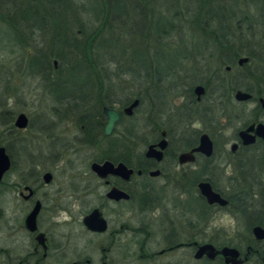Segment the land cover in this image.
Instances as JSON below:
<instances>
[{
    "label": "flooded vegetation",
    "instance_id": "flooded-vegetation-1",
    "mask_svg": "<svg viewBox=\"0 0 264 264\" xmlns=\"http://www.w3.org/2000/svg\"><path fill=\"white\" fill-rule=\"evenodd\" d=\"M240 56L247 58L238 62ZM240 56L234 63L223 64L219 71L226 84L232 81L237 84L230 96L215 95L222 101L221 113H212L215 96L201 82L193 83L177 104H171L168 96L164 102L150 100L146 90L143 99L146 104L139 113L140 125L137 124L141 131L150 133L147 138L142 135L146 140L143 143H134L132 136H127L136 122L133 109L130 113L122 111L129 102L124 105L104 104L118 112L117 120L107 134L103 131V103L100 104L101 130L111 137V141L109 144L105 141L80 144L88 147L100 145V149L110 147L117 151L115 155L119 158L93 157L88 168L92 160L109 159L114 164L121 161L133 171L127 178L117 174L98 177L89 169L99 184L97 195L100 200L83 210L79 222H75L77 227H69L74 223L65 221L49 223L48 227L40 225L45 199L37 195V187L40 182L48 184L51 180L50 177L48 182L42 181L44 171L40 180L38 176H31L29 181L15 182V192L12 193L16 199V222L19 220L12 257L14 264H132L133 256L140 262L157 259V264H264V66L245 54ZM196 84H201L204 89L198 97L193 91ZM236 89L250 95L236 99L233 95ZM175 106L179 107L178 112H174ZM16 115L7 118L0 115L2 133L9 134L8 140L12 139L14 148L16 129H23L28 124L25 114L26 125L15 126ZM199 121L202 127H190L188 131L183 128L175 142L168 139L174 132L178 133L176 127H187ZM202 133L211 141L208 154L191 150L198 145ZM217 133H220L219 137L215 136ZM160 139L165 140L162 148L155 145ZM138 143L144 145L142 149L136 146ZM0 144L5 147L2 142ZM148 144L159 149L158 158L145 154ZM187 151H190L191 158L179 160V154ZM156 169V173L150 172ZM215 171L227 181L224 189L214 182ZM158 177L166 185L172 184L169 194L161 184L156 186L153 183ZM199 181L208 182L224 202L208 201L199 190ZM26 185L31 190L25 188ZM111 186L126 192L127 196L107 197L105 192ZM37 200L35 228L28 229L24 218ZM18 204L24 206L21 216ZM92 207H98L105 219L102 230L87 228L81 221ZM219 211L230 213L235 222L221 233H214L210 220L213 213ZM59 224L61 228L56 227ZM78 235L85 236L80 243ZM208 244L215 250L228 247L234 251L209 254ZM161 257L166 259L161 260Z\"/></svg>",
    "mask_w": 264,
    "mask_h": 264
},
{
    "label": "trees",
    "instance_id": "trees-1",
    "mask_svg": "<svg viewBox=\"0 0 264 264\" xmlns=\"http://www.w3.org/2000/svg\"><path fill=\"white\" fill-rule=\"evenodd\" d=\"M257 2L249 16L218 0H0V35L10 42L9 52L21 54L29 74L46 85L52 109L58 104L79 113L80 141L109 144L100 104L124 105L137 97L133 113H142L146 89L151 100L164 102L169 92L182 96L196 82L214 96L228 97L237 84H226L219 74L223 64L245 54L263 67L264 0ZM252 19L263 24L258 34L249 29ZM211 63L213 74L196 77L194 68ZM4 91L9 94L7 84ZM139 132L133 122L127 136L143 143ZM4 145L11 167L16 146L8 138ZM116 152L105 147L94 158H119Z\"/></svg>",
    "mask_w": 264,
    "mask_h": 264
},
{
    "label": "rangeland",
    "instance_id": "rangeland-1",
    "mask_svg": "<svg viewBox=\"0 0 264 264\" xmlns=\"http://www.w3.org/2000/svg\"><path fill=\"white\" fill-rule=\"evenodd\" d=\"M218 2L224 3L228 9L232 7L244 11L249 16H253L255 12L253 4L258 3L257 0H218ZM249 26V29L256 31L257 34L263 30V24L255 22L254 19ZM10 48V42L5 41L0 35V102L2 104V106L0 105V115L5 118L14 117L15 114L22 111L27 115L28 124L23 129H16V150L12 154L13 165L4 173L0 184V250H2L0 264L15 263L12 257L16 243V223L19 220L18 218L16 222V199L13 198L15 182L29 181L34 174L40 180V174L43 171L51 172L50 182L48 184L40 182L37 187V195L45 199L39 218L42 227H48L52 222L63 221L74 223L69 227H77L75 222H79L83 210L99 203L100 200L97 195L99 184L89 170L88 162L100 154L101 146L88 147L80 144L81 138L77 128L78 113H70L69 109L65 111L58 104L55 106L56 109H52L53 96L49 94L46 85L36 75L29 74L26 67L21 65L24 62L21 54L16 53V50L9 52ZM171 48L176 50L178 45H172ZM214 65L211 63L208 69H205L204 66L194 68V73H197L196 77L213 74ZM183 81L185 86L187 80ZM5 84L9 88L8 95L4 91ZM146 90L148 93L151 91L150 88ZM145 93L143 92L144 95ZM169 93L171 104H177L183 99L182 96H170ZM149 98L151 100L150 96ZM221 102L216 98L212 99V113H221ZM144 104L146 102H142L141 107ZM57 111H61V113H57ZM138 117L139 113L137 112L133 119L137 124L139 123ZM194 126L202 127V123L200 121L192 122L187 127L180 125V127H176L178 133L174 132L173 137L169 136L168 139L175 142L179 131L183 128H187L188 131L190 127ZM139 133L145 135L146 138L150 136V133L141 130ZM215 136L219 137L220 133ZM8 137L9 134L2 133L0 128V142L4 144V139ZM136 146L142 149L144 145L138 143ZM214 182L222 189L227 184L225 178L218 171L214 172ZM153 183L156 186L161 184L167 194L172 189V184L166 185L160 177L154 179ZM42 191L45 193L42 194ZM18 207H20L21 216L24 206L18 204ZM106 212L109 213L107 207ZM225 212L219 211L215 215L213 213L210 221L214 233L216 231L221 233L227 226L235 222V218ZM56 227L61 228L62 225L59 224ZM77 237L81 239L85 236L78 235ZM81 241L82 239L78 242ZM134 258L133 256L132 264H157V259L140 262ZM165 259L166 257H161V260Z\"/></svg>",
    "mask_w": 264,
    "mask_h": 264
},
{
    "label": "water",
    "instance_id": "water-1",
    "mask_svg": "<svg viewBox=\"0 0 264 264\" xmlns=\"http://www.w3.org/2000/svg\"><path fill=\"white\" fill-rule=\"evenodd\" d=\"M246 56H240L238 58V62H241L243 60H246ZM53 63H55V59L52 60ZM203 86L201 84H196L193 87L194 93L199 96L203 92ZM234 98L236 99H244L247 98L250 94L246 91H242L240 89H236L234 91ZM138 103V98L134 97L132 98L128 104L124 105L122 107L123 113H130L132 109L137 105ZM101 112L103 114L104 118V128L103 131L105 134L109 133L111 130L114 122L117 120L118 117V112L114 107H109L104 104L101 105ZM26 115L24 112L20 111L17 113L14 119V124L17 127H24L26 125ZM165 143L164 139H160L158 142L155 143L159 148H162ZM154 144H148L147 149L145 150L146 155H153L156 158L159 157L160 151L159 149L153 148ZM211 147V141L209 140L208 136L205 133L200 134L199 136V142L198 145L191 150H201L205 152L206 154L209 153ZM190 150V151H191ZM190 151L187 152H182L179 154V160H185V159H190ZM10 166V157L8 155V152L6 151L5 147L0 144V182L2 179V176L4 173L8 170ZM89 169L94 172L98 177H104L107 174H117L120 175L123 178H127L130 173H132L133 169L131 167H127L123 162L118 161L115 164L109 160V159H103L102 161H95L92 160L89 163ZM139 172V170H137ZM152 174L157 172L156 170L150 171ZM51 177V174L49 171H44L42 173V181L43 182H48ZM200 192L206 197L208 201H218L220 203L224 202V199L219 196V194L212 190L209 183L206 181H199L197 183ZM25 188H28L29 190L30 187L27 185L24 186ZM105 195L109 198H117L119 196H127V193L122 191L121 189L111 186L107 191L105 192ZM39 208V201L37 200L32 208L28 211L24 218V223L25 226L28 229H34L35 228V215L36 212ZM81 221L85 224L87 228L94 229V230H102L105 227V219L101 215V212L98 207H92L87 213H85ZM41 234V233H40ZM209 249H211L209 254H212L213 252H221L223 254H226L227 251H234L232 248L228 247H221L218 250H215L212 245L208 244L206 245Z\"/></svg>",
    "mask_w": 264,
    "mask_h": 264
}]
</instances>
